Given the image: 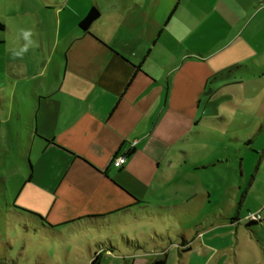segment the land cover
<instances>
[{
	"label": "crops",
	"instance_id": "0c3cea01",
	"mask_svg": "<svg viewBox=\"0 0 264 264\" xmlns=\"http://www.w3.org/2000/svg\"><path fill=\"white\" fill-rule=\"evenodd\" d=\"M54 4L46 9L56 22L51 58L42 47L30 46L14 48L5 61L7 81H15L13 100L20 96L17 84L28 95L26 84L34 83L28 176L20 177L16 189L20 206L33 205L51 225L129 206L102 226L129 215L131 222L138 221L157 209L177 215L180 206L144 199L160 187L171 156L198 126L202 98L212 94V87L264 80V0ZM92 7L98 8L99 18L83 31L79 24ZM235 62L245 63L232 65L242 66L241 73L209 81ZM4 86L0 82V90ZM259 93L264 96V85ZM259 124L264 160V115ZM130 149L126 164L114 168L113 157ZM206 222L197 236L210 225ZM239 222L251 230L264 259V220ZM184 244L190 250L181 254L191 251Z\"/></svg>",
	"mask_w": 264,
	"mask_h": 264
},
{
	"label": "rangeland",
	"instance_id": "374dc122",
	"mask_svg": "<svg viewBox=\"0 0 264 264\" xmlns=\"http://www.w3.org/2000/svg\"><path fill=\"white\" fill-rule=\"evenodd\" d=\"M68 1L53 0L56 4ZM54 3L0 0V24L6 28L0 32V82L5 85L0 90V264H89L93 254L110 247L113 253L101 254L100 264H151L161 258L160 252L167 254L166 264H264L256 238L239 222L262 210L264 220L259 138L264 115V96L259 91L264 80H244L220 90L212 87V94L202 98L198 126L171 156L160 187L144 199L153 205L180 206L177 215L153 210L138 221L123 216L116 225L71 228L50 237L11 211L8 204L21 207L16 189L20 177L28 176L29 117L35 103L29 94L33 82L26 84L28 95L17 84L20 96L13 100L15 81H7L5 61L14 48L30 46L42 47L51 58L56 22L46 9L56 8ZM24 31L32 33L29 40ZM58 60L62 63L61 56ZM234 64L245 63L230 65ZM254 136L253 144L246 141ZM24 206L39 214L33 205ZM206 221L210 225L197 236ZM184 241L191 251L181 254Z\"/></svg>",
	"mask_w": 264,
	"mask_h": 264
},
{
	"label": "trees",
	"instance_id": "16d2710c",
	"mask_svg": "<svg viewBox=\"0 0 264 264\" xmlns=\"http://www.w3.org/2000/svg\"><path fill=\"white\" fill-rule=\"evenodd\" d=\"M99 10L97 7H92L88 14L85 16V18L80 22L79 27L83 31H87L89 26L96 21L99 18ZM4 29L3 25L0 24V31ZM243 67L240 65H235L232 67H229L214 76H212L209 81H212L213 79L220 78V79H229L232 75L235 73L239 72L241 73L243 71ZM133 153V150L130 149L126 152L127 158H129ZM10 205L11 211L16 213L18 216L26 218V222L30 223L31 225L35 226L37 229H39L44 235H48L50 237H59L61 236V230L63 228L69 227V228H97L101 227L105 221L110 219L113 216H117L120 213H125L131 206L122 208L120 210L108 213L106 215H95V216H86L82 218H78L69 222H65L59 225H51L47 222V220L34 212L25 210L23 208H20L16 205L13 204H8ZM135 205H138L140 207H145L148 208V206H144V203L142 201H136ZM158 212L160 210L157 209ZM183 246H186L184 243L182 244ZM101 247V245H99ZM98 246V248H99ZM102 249L99 248V252ZM134 250V249H132ZM135 250H138L136 247ZM190 248H183L181 252H187L189 251ZM108 253H113V248L110 247L109 249L101 251V253H95L92 255L89 264H100L101 263V254H108ZM166 263V254H162L161 258L154 260L151 264H165Z\"/></svg>",
	"mask_w": 264,
	"mask_h": 264
},
{
	"label": "built area",
	"instance_id": "2783aa9c",
	"mask_svg": "<svg viewBox=\"0 0 264 264\" xmlns=\"http://www.w3.org/2000/svg\"><path fill=\"white\" fill-rule=\"evenodd\" d=\"M127 162V155L126 153L124 154H120V155H116L115 157H113L112 161H111V165L116 168H122ZM262 220V216L260 213H254V214H248L247 216V221L248 222H258Z\"/></svg>",
	"mask_w": 264,
	"mask_h": 264
},
{
	"label": "clouds",
	"instance_id": "9594fccd",
	"mask_svg": "<svg viewBox=\"0 0 264 264\" xmlns=\"http://www.w3.org/2000/svg\"><path fill=\"white\" fill-rule=\"evenodd\" d=\"M32 35V33L30 31H24L23 32V36L25 38V40H29V37ZM29 43H31V41H29ZM26 51V48H25Z\"/></svg>",
	"mask_w": 264,
	"mask_h": 264
}]
</instances>
